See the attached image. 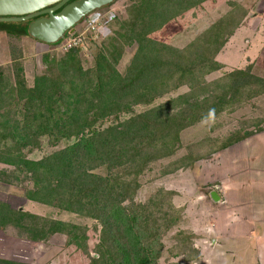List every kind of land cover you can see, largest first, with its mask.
<instances>
[{
  "label": "trees",
  "instance_id": "obj_1",
  "mask_svg": "<svg viewBox=\"0 0 264 264\" xmlns=\"http://www.w3.org/2000/svg\"><path fill=\"white\" fill-rule=\"evenodd\" d=\"M205 1L141 0L126 31L119 33L129 43H137L125 74L116 67L122 47H114L110 53L113 61L99 54L94 70H84L78 50L72 48L59 61L64 68L61 74L39 75L30 88L19 83L16 96L24 101L19 111L23 119L0 111V144L12 141L20 151L17 155L5 151L8 154L0 161L23 166L31 173L35 182L28 191L29 199L97 220L101 231L96 255L90 254L82 227L64 220H46L3 201L0 228L17 226L36 241L65 233L68 244L89 255L88 264H159L163 237L182 222L183 208L173 203L176 192L164 188L145 203H136L140 175L151 162L176 153L183 129L233 110L264 91V76L252 74L250 69L238 68L215 80L207 79L223 67L216 55L240 22L235 29H223L220 22L215 23L201 34L198 43L185 48L151 37L167 22ZM4 23L0 21L1 26ZM182 86L189 87L184 94L107 127L97 126L108 117L130 112L138 104H150ZM4 102L0 89V109L6 106ZM40 136H48L54 144L75 140L39 160L23 157L21 149ZM237 140L232 138L222 147ZM185 160H176L177 167H183ZM100 164L128 165V170L104 176L94 172ZM197 237L192 231L179 230L174 253L185 255L192 249L198 261ZM0 264L35 263L0 258Z\"/></svg>",
  "mask_w": 264,
  "mask_h": 264
},
{
  "label": "rangeland",
  "instance_id": "obj_2",
  "mask_svg": "<svg viewBox=\"0 0 264 264\" xmlns=\"http://www.w3.org/2000/svg\"><path fill=\"white\" fill-rule=\"evenodd\" d=\"M140 1L115 0L103 7L106 11L111 9L110 6L115 8L117 17L112 23H109L111 31L108 36L96 40L88 39V42L85 40L83 44H80L81 47L77 50L84 70H94L99 54L102 53L111 58L110 53L115 50L114 47H122L123 54L120 56L116 67L120 73H126L137 50V43H129L119 36V33L124 34L126 31L128 22ZM229 14H232L231 18H229ZM82 20L83 18L57 42H45L26 31L31 19L4 21L5 23L0 25V89L4 94L6 105L0 111L7 112V115L12 118L23 119V116L19 115V111L23 108L24 101L19 100L16 96L19 83L21 82L23 86L30 88L34 86L36 77L39 75L61 74L64 68L59 61L65 58L68 53L63 44L79 33L78 28ZM219 22L224 26L223 29H235V25L240 22V25L243 23L249 26L251 30L249 33L242 31L240 34L242 37L241 56H244V60L235 59L239 50L235 47L238 40L235 41L234 32L228 38V41L233 38V43L225 47L227 41L218 52L219 54L225 47L222 52L223 56L221 55L222 57L218 59V54L216 55L217 60L220 61L222 58L228 64L220 61L223 63V67L208 74L207 79L215 80L238 68L250 69L252 74L264 76V0H207L170 20L162 28L153 32L151 37L178 48H185L193 42L198 43L201 34ZM22 29H25V32H22ZM238 35L237 37H240ZM88 38H90L89 35ZM111 60L113 61L112 58ZM256 88L257 86L254 85L251 92L254 93ZM188 90V86H182L169 94L156 98L150 104H138L130 112H121L117 117H108L98 122L97 126L107 127L130 117L134 113L145 111L152 106L163 103L171 97L184 94ZM191 126L193 127L186 136H184L185 133L183 134L184 129L181 131L180 147L174 155L151 162L150 167L140 175V186L134 199L136 203H145L151 196L163 188L166 189L165 178L167 173L188 166L193 167L200 159L210 158L216 149H221L232 138L240 139L264 129V91L253 94L233 110L224 111L214 118L204 119ZM74 140L75 138H72L54 144L48 136H40L33 144L23 147L21 154L25 158L39 160L64 148ZM14 144L12 141L2 140L0 157L7 156L8 153L5 151H12L15 155L20 154V151L13 147ZM182 157L186 159L185 164L178 168L176 160H181ZM127 170L128 165L100 164L94 168V172L104 176L124 174ZM187 174L192 180V173L188 171ZM188 181L186 182V189ZM34 182L31 173L23 166L0 161V201L9 203L14 209L37 214L46 220H64L82 227L81 231H85L87 236L90 254L96 255L94 248L99 241L101 231L99 222L77 213L65 211L54 205L29 199L28 191L34 188ZM180 184L183 185L182 182ZM176 185L174 184V186ZM198 185L199 183L195 179L190 181V191L197 193L195 189ZM181 186L177 185L176 187L181 188ZM211 188L213 187H209L207 191H210ZM183 201L180 206L177 205L183 208V220L164 235V248L159 264H196L197 262L195 261V252L192 249H188L185 255L174 253L178 250L176 247L177 232L179 230L194 232L189 227L192 223L187 224ZM130 202L127 201L126 203L129 204ZM0 230H4V235L0 234V255L2 257L17 258L18 261L35 264H88L90 261L89 255L84 249L68 244V236L65 233L57 232L46 240L36 241L30 238V234L26 230L14 225H9L4 229L0 228ZM195 241L196 239L194 240V247L197 248Z\"/></svg>",
  "mask_w": 264,
  "mask_h": 264
},
{
  "label": "crops",
  "instance_id": "obj_3",
  "mask_svg": "<svg viewBox=\"0 0 264 264\" xmlns=\"http://www.w3.org/2000/svg\"><path fill=\"white\" fill-rule=\"evenodd\" d=\"M250 30L243 23L236 29L233 37L238 40L235 47L239 52L235 59L244 60L240 34ZM230 43L233 38L225 47ZM220 61L227 63L222 58ZM192 127L183 130L184 136ZM188 171L199 183L197 193L189 189L193 179ZM165 179L166 189L177 192L174 204L180 206L184 200L187 224L192 223L189 227L198 235L195 245L201 257L196 264H264V129L216 149L210 158L200 159L193 167L167 173ZM0 234L4 235V230Z\"/></svg>",
  "mask_w": 264,
  "mask_h": 264
},
{
  "label": "water",
  "instance_id": "obj_4",
  "mask_svg": "<svg viewBox=\"0 0 264 264\" xmlns=\"http://www.w3.org/2000/svg\"><path fill=\"white\" fill-rule=\"evenodd\" d=\"M115 0H0L1 21H23L37 17L29 33L45 42H57L93 10Z\"/></svg>",
  "mask_w": 264,
  "mask_h": 264
},
{
  "label": "built area",
  "instance_id": "obj_5",
  "mask_svg": "<svg viewBox=\"0 0 264 264\" xmlns=\"http://www.w3.org/2000/svg\"><path fill=\"white\" fill-rule=\"evenodd\" d=\"M103 7L93 10L83 18L78 28L79 33L63 44L66 50L69 51L72 48L78 49L81 47L80 44H83L85 40L88 42V39L96 40L110 34L111 28L109 23H112L117 17V12L112 6H110L111 9L109 11H106ZM88 35L90 38H88Z\"/></svg>",
  "mask_w": 264,
  "mask_h": 264
},
{
  "label": "flooded vegetation",
  "instance_id": "obj_6",
  "mask_svg": "<svg viewBox=\"0 0 264 264\" xmlns=\"http://www.w3.org/2000/svg\"><path fill=\"white\" fill-rule=\"evenodd\" d=\"M36 18H37V17H35V18L31 19V21L35 20ZM31 21H30V22H31ZM30 22H29V24H30Z\"/></svg>",
  "mask_w": 264,
  "mask_h": 264
}]
</instances>
